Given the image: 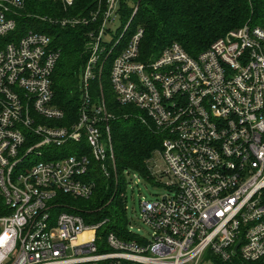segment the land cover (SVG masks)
I'll return each instance as SVG.
<instances>
[{
	"label": "built area",
	"instance_id": "obj_1",
	"mask_svg": "<svg viewBox=\"0 0 264 264\" xmlns=\"http://www.w3.org/2000/svg\"><path fill=\"white\" fill-rule=\"evenodd\" d=\"M31 1L68 10L79 0H0V264H216L237 256L264 264V25L230 31L196 57L173 43L143 59L135 0H92L84 16L40 17L89 29L78 119L66 126L54 103L60 52L46 34L13 35ZM109 58L117 101L164 135L149 167L159 155L169 193L141 203L149 238L100 235L107 219L58 211L61 194L90 199L93 174L108 180L116 170L112 116L91 95Z\"/></svg>",
	"mask_w": 264,
	"mask_h": 264
},
{
	"label": "trees",
	"instance_id": "obj_2",
	"mask_svg": "<svg viewBox=\"0 0 264 264\" xmlns=\"http://www.w3.org/2000/svg\"><path fill=\"white\" fill-rule=\"evenodd\" d=\"M92 0H79L69 8L66 16L86 15L87 4ZM139 3L133 26L143 27L145 34L141 45L143 59L157 57L169 45L180 44L191 56L196 57L227 33L244 25H264V0H135ZM48 3V4H47ZM61 7L52 2H28L16 17L20 38L29 31L48 35L52 47L60 52L53 74L54 103L66 113L61 125L69 126L78 119L81 102V75L89 59L86 47L88 28H63L43 21L40 17L50 15L46 6ZM51 5V6H50ZM55 10V9H54ZM52 13V12H51ZM132 10L126 11L129 18ZM35 15L39 16L36 17ZM54 15L53 13L51 14ZM113 61L109 58L101 76L91 82L92 101L104 99L108 113L112 116L108 125L115 155V172L106 180L96 172L98 182L96 194L90 199L60 195L57 199L59 212L82 216L87 223L108 220L100 235L114 233L123 240H133L135 235L128 229L125 206V173L135 172L148 180L153 179L148 161L162 149L164 135L157 130L144 112L134 106H122L110 82ZM141 118H146L143 122ZM83 152L88 153L86 143ZM69 154V153H67ZM80 205L78 208L74 205ZM216 264H261L246 262L235 257Z\"/></svg>",
	"mask_w": 264,
	"mask_h": 264
},
{
	"label": "rangeland",
	"instance_id": "obj_3",
	"mask_svg": "<svg viewBox=\"0 0 264 264\" xmlns=\"http://www.w3.org/2000/svg\"><path fill=\"white\" fill-rule=\"evenodd\" d=\"M44 8L47 10V13L50 14L47 15L48 17H67L65 13L68 10L63 7H61L60 9H56L54 6L49 8L48 6H46ZM51 12L54 14L53 16L51 15ZM118 27L119 25L113 27L112 30L117 31ZM141 119L145 120V122L147 121L146 118ZM156 160H158V165L154 169V172H151L153 176V179L151 180H148L147 178L138 175L135 172L127 171L125 173L126 186L124 194L126 198L125 206L127 208L126 217L129 223L128 229L131 234L140 236L142 238H149L152 231L140 220L141 203L145 201H154L156 199L162 198L169 193V190L166 188V184L168 181L158 176V171H161L163 169V162L160 159L159 155L156 156ZM148 164L150 167L154 166L153 163H151L150 165V161H148ZM74 205L78 208L80 207V205H78L77 203H74ZM202 264H211V261L209 259H205Z\"/></svg>",
	"mask_w": 264,
	"mask_h": 264
}]
</instances>
